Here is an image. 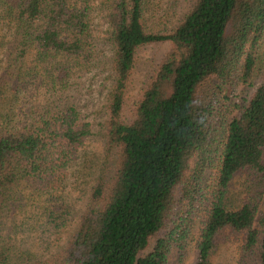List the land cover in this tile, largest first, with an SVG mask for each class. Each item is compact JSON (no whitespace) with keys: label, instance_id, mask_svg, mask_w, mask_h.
<instances>
[{"label":"trees","instance_id":"obj_1","mask_svg":"<svg viewBox=\"0 0 264 264\" xmlns=\"http://www.w3.org/2000/svg\"><path fill=\"white\" fill-rule=\"evenodd\" d=\"M155 5L0 0V264H184L191 243L211 264L231 236L238 264H264V0H193L175 20ZM164 43L128 106L139 51ZM93 72L109 79L103 160L76 211L64 193L93 135L77 105ZM261 74L235 115L231 86Z\"/></svg>","mask_w":264,"mask_h":264},{"label":"rangeland","instance_id":"obj_2","mask_svg":"<svg viewBox=\"0 0 264 264\" xmlns=\"http://www.w3.org/2000/svg\"><path fill=\"white\" fill-rule=\"evenodd\" d=\"M193 0H156L154 6V17L162 19L163 15L167 14L172 20L176 19ZM99 31L98 35L103 36L105 23L101 19V14H98L97 19ZM11 40V25L0 23V52L4 51V46ZM101 42V39L99 41ZM171 50L169 43L151 44L143 47L137 56L136 66L131 78L130 88L128 93V106L133 105L139 96L141 88L148 81L150 76L159 67L161 62L165 59ZM107 46L104 47V53L108 55ZM1 58V55H0ZM106 66V65H105ZM103 66V67H105ZM263 80V74L258 77L255 86H247L241 83L233 84L231 86L229 96L232 104L233 113L239 114V110L234 109V105L243 108L246 101L251 99L256 89ZM82 87L77 98V105L81 111L83 118L91 122L93 135L87 141L86 146L81 150L79 158L71 167L68 182L65 188L64 196L76 211H79L86 201L87 191L98 174L101 167L102 154V137L100 135V123L104 120L102 113V106L106 100L109 89V79L104 72H93L88 77H83ZM216 177V170L210 168L207 171V184L212 185ZM237 188L239 185L237 184ZM235 192H239L238 189ZM239 196L235 193L234 199ZM72 208V209H73ZM196 222L204 218V212H198ZM65 238V237H64ZM48 239H52L48 237ZM42 241V245H43ZM154 245V240L151 242V247ZM241 238L238 236H231L229 240L223 243L216 253L211 258V264H238L240 254ZM150 247V248H151ZM188 256L185 258L184 264H195L197 258V251L194 243L188 247Z\"/></svg>","mask_w":264,"mask_h":264}]
</instances>
